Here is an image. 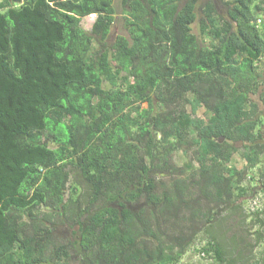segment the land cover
Returning <instances> with one entry per match:
<instances>
[{"label":"trees","instance_id":"obj_1","mask_svg":"<svg viewBox=\"0 0 264 264\" xmlns=\"http://www.w3.org/2000/svg\"><path fill=\"white\" fill-rule=\"evenodd\" d=\"M116 2L0 0V264H264V0Z\"/></svg>","mask_w":264,"mask_h":264},{"label":"rangeland","instance_id":"obj_2","mask_svg":"<svg viewBox=\"0 0 264 264\" xmlns=\"http://www.w3.org/2000/svg\"><path fill=\"white\" fill-rule=\"evenodd\" d=\"M120 0H117V2L115 3L117 9H118V17H121L123 14V10L121 8L120 5ZM95 18H85L83 20V25L85 27L86 30L91 31L93 24L95 22ZM195 32L198 34L199 30L196 27L195 28ZM116 37V34H114L112 36V39H114ZM144 107H147V104L144 105ZM261 111H262V118L264 119V106H260ZM198 115L200 117H204L205 116V111L204 109H201L198 113ZM263 129H264V124H263ZM243 146V145H242ZM239 146V147H242ZM191 156V155H190ZM192 157H188L185 156L182 152H178L175 156H174V162L176 163V165L178 166H183L186 163H188V161H190ZM236 165L238 166L239 169H242L245 166V162L242 161L239 157V154H236L234 156ZM262 163L257 166L255 169L251 170V174L252 176H254V179H256V181H260V171L264 170V156L262 157ZM250 181V180H248ZM256 181H254L252 183V186H254V190L250 191V194L247 195L246 198L242 199V205L244 207L245 211H250L251 213H253V211H256L257 209H264V191L262 189V186L258 183H256ZM246 184V183H245ZM249 184V183H248ZM251 218L247 221L248 224H250ZM257 228V226L255 227V229ZM254 229V230H255ZM214 230H210V232L212 233ZM208 235L206 234H202L198 241L196 242L194 248H192L191 250H189V252L184 256L183 260L181 261L180 264H216V262L213 259H208L202 256V254L198 253V250L202 248V246L205 245L206 239ZM220 243L222 244V246L224 247L225 251H227V256L229 257L232 254V249L230 248V245L228 243V241L222 240L220 239ZM196 249V251H195ZM255 258L256 259H260V258H264V244L261 245L255 252Z\"/></svg>","mask_w":264,"mask_h":264},{"label":"clouds","instance_id":"obj_3","mask_svg":"<svg viewBox=\"0 0 264 264\" xmlns=\"http://www.w3.org/2000/svg\"><path fill=\"white\" fill-rule=\"evenodd\" d=\"M88 17H91V18H95L96 17V19H95V22H96V20L98 19V15L97 14H94V15H90V16H88ZM88 17H86V18H88ZM84 20V19H83ZM94 22V23H95ZM94 25V24H93ZM93 28V27H92ZM88 31V30H87ZM243 145V144H242Z\"/></svg>","mask_w":264,"mask_h":264},{"label":"water","instance_id":"obj_4","mask_svg":"<svg viewBox=\"0 0 264 264\" xmlns=\"http://www.w3.org/2000/svg\"><path fill=\"white\" fill-rule=\"evenodd\" d=\"M224 139H222V141H223ZM239 146H242V143H239Z\"/></svg>","mask_w":264,"mask_h":264}]
</instances>
